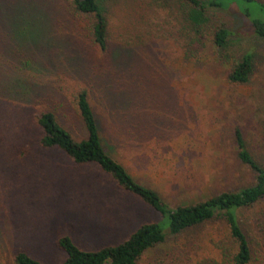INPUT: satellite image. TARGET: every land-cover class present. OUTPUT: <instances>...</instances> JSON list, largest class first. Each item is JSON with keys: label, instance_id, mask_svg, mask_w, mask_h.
I'll return each mask as SVG.
<instances>
[{"label": "rangeland", "instance_id": "obj_1", "mask_svg": "<svg viewBox=\"0 0 264 264\" xmlns=\"http://www.w3.org/2000/svg\"><path fill=\"white\" fill-rule=\"evenodd\" d=\"M222 1L227 11L212 10L199 28L186 24L188 11L178 0L107 2L112 49L126 45L135 53L126 57L136 63L134 73L124 75L108 70V58L98 50L84 51L80 28L88 19L73 16L69 0H0V264H12L21 251L43 264H62V236L94 251L160 221L97 165H76L40 144L37 116L49 109L65 117L77 139L84 137L73 95L86 87L95 106L105 105L96 76L103 84L110 81L114 97L124 95L114 103V120L128 115L132 134L120 161L170 208L254 182L252 171L237 160L234 133L240 128L264 163V41L239 15L245 2ZM219 26L232 32L224 56L212 43ZM247 52L256 60L250 82H227L228 63ZM128 90L136 92L133 104ZM225 236L224 224L217 222L182 241L200 257L218 258Z\"/></svg>", "mask_w": 264, "mask_h": 264}, {"label": "trees", "instance_id": "obj_2", "mask_svg": "<svg viewBox=\"0 0 264 264\" xmlns=\"http://www.w3.org/2000/svg\"><path fill=\"white\" fill-rule=\"evenodd\" d=\"M109 1L111 0H69V4L73 16L88 19V24L80 28L84 30L80 32L88 45L84 51L98 50L108 58V70L113 74L123 71L122 74L128 75L134 73L136 63L130 64L126 57L135 53L126 51V45L112 49L105 9V4ZM178 1L181 7L187 8L189 19L185 18L186 24L195 23L197 28L206 22L207 15L212 10L227 11L223 9L222 0ZM240 1L247 6L239 15L250 21L253 35L264 41V4L257 0ZM255 11L257 14L252 17ZM231 36L232 32L225 26L214 30L212 43L220 55L224 56ZM125 61L128 67L122 68ZM255 63L252 52H247L234 63H228L227 82L235 85L249 83ZM139 67L144 69L142 64L137 68ZM96 78L101 81L96 84L103 85L107 100L105 105L95 106L91 92L86 87L73 95L74 111L83 126L84 137L77 139L61 120L65 117L58 111L49 109L37 116L43 133L40 144L45 149L62 152L76 165H97L121 189L141 199L161 219L141 225L118 245L94 251L84 250L71 237L62 236L57 240L58 248L66 255L62 264H264V163L250 151L242 130L236 128L234 133L236 157L255 175L254 182L235 191L214 195L205 201L172 209L159 191L139 181L120 161V150L128 141L126 136L132 134L129 132L131 121L128 115L121 116L118 123L114 120V103L119 105L124 95L114 97L109 93L110 81L103 84L102 76ZM128 92L133 104L136 92ZM128 92H125L127 96ZM143 95L146 97L145 93ZM128 101L126 99L127 103ZM246 215L252 216L249 223L243 222ZM217 222L224 224L226 229L224 242L217 245L218 258L200 257L193 247L182 241L196 229ZM12 264L43 263L21 251L13 258Z\"/></svg>", "mask_w": 264, "mask_h": 264}]
</instances>
